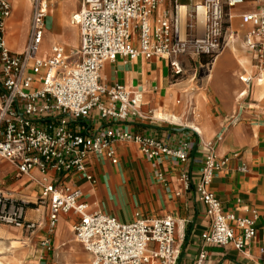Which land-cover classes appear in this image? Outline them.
<instances>
[{"label":"built area","instance_id":"2783aa9c","mask_svg":"<svg viewBox=\"0 0 264 264\" xmlns=\"http://www.w3.org/2000/svg\"><path fill=\"white\" fill-rule=\"evenodd\" d=\"M194 1L81 0L71 16L80 30V48L68 50L54 43L51 54L42 58L38 52L49 0H31L28 41L22 52L7 46L12 5L0 0V158L21 174L37 169L46 176L39 200L48 201L51 232L60 215L76 214L75 238L92 254L91 264H176L179 249L174 216L145 218L136 213L131 222H121L102 211H89L77 184L79 175L93 180L89 157L105 155L115 164L116 143L134 142L148 159L167 155L185 163L191 148L187 140L172 148L154 136L132 131L129 123L145 118L137 95L122 84H103V65L119 57L165 58L172 77L179 79L186 75L184 58L206 57L203 68L209 70L226 46L230 9L259 2L257 11L242 15V22L251 25L245 44L254 53L256 66L264 68V0ZM229 160L212 151L202 165L196 191L211 219L202 238L205 244L245 251L256 236L257 213L242 217L225 212L209 188ZM182 177L190 180L187 171ZM29 204L6 194L0 185V224L35 228V222L25 220ZM42 245L52 248L49 239ZM206 257L203 250L197 264H204Z\"/></svg>","mask_w":264,"mask_h":264},{"label":"crops","instance_id":"0c3cea01","mask_svg":"<svg viewBox=\"0 0 264 264\" xmlns=\"http://www.w3.org/2000/svg\"><path fill=\"white\" fill-rule=\"evenodd\" d=\"M8 1L12 5V14L6 22V43L11 51L22 52L28 41L31 0H19L16 7ZM64 1L49 0L41 44L45 42L48 50L41 53L40 46L39 57H48L54 43H61L68 50L80 48L81 36L77 26L79 38L76 49L72 44L75 36L71 35L74 39L70 40L71 36L68 38L64 33L61 17ZM80 3L81 0H75V10L70 16L79 10ZM245 3L250 6L237 10L238 5L230 9L225 50L211 63L209 70L203 68L204 63L199 61L202 67L199 88L187 87L188 84L180 82V78L174 79L165 58L129 60L119 57L106 62L101 69L103 84H122L135 92L137 98L141 97V111L145 118L130 122V129L138 134L154 136L172 148H179L187 140L191 147L189 159L185 163L167 155L148 159L138 144L119 142L115 145L118 162L112 163L105 155H91L89 170L93 180L79 175L77 184L83 190L89 211H102L121 222H131L136 213L145 218L174 216L179 249L176 264H197L203 250L207 254L204 264H264V68L256 66L254 53L245 45V36L251 25L242 22V15L257 11L260 3ZM234 46L236 52L231 49ZM238 57L246 62L243 64ZM194 58L183 59L186 73ZM217 60L219 65L214 78L219 84L216 87L209 80V75ZM234 69H240L246 90L240 96L236 92L237 84L229 74ZM196 76L195 68L192 81ZM246 78L250 81H245ZM220 83L226 85L220 86ZM189 88L199 94L198 98L192 96L199 103L196 109L187 106L185 90ZM178 95L184 104L178 99L175 107L173 100ZM169 102L173 111L186 122L175 123L154 116L155 110ZM212 151L218 158L230 157L209 186L220 199L224 211L242 217H252L254 213L258 216L256 236L245 251L233 246L205 244L202 238V234L211 227V219L207 206L199 199L196 185L205 157ZM243 166L247 167L246 171L241 169ZM186 171L189 181L182 177ZM45 179L46 176L37 169L31 175L21 174L13 163L0 158V185L6 194L30 202L24 213L25 220L37 224L32 229L0 224V258L11 257L10 261L0 262L11 263L14 251H19L23 253L22 264H91L92 254L75 238L76 214L60 215L51 232L48 201L37 203ZM46 239L50 240L51 250L42 245Z\"/></svg>","mask_w":264,"mask_h":264},{"label":"bare ground","instance_id":"6f19581e","mask_svg":"<svg viewBox=\"0 0 264 264\" xmlns=\"http://www.w3.org/2000/svg\"><path fill=\"white\" fill-rule=\"evenodd\" d=\"M12 4H14V6L16 7L17 4L19 5V0H11ZM73 2V3H71ZM248 3H244L243 5L238 6L236 9L238 10L239 8L245 7L247 6ZM75 9V0H66L63 3L62 9H61V17H62V23L65 25V27H69L68 28V34L74 35L75 36V31L76 30V26L72 24L71 21V16L70 14L74 11ZM71 24V25H70ZM78 33V31H77ZM73 46L76 45V37L74 42L72 43ZM246 45V44H245ZM227 47V45L221 50L220 54L225 50V48ZM228 49V48H227ZM232 50H234L235 52L237 51V48L234 46L231 48ZM230 51V50H229ZM219 54V55H220ZM222 58V57H221ZM238 59L244 64L246 61L244 58L238 57ZM218 65H219V60H217L215 67L213 66L212 68V72L209 75V80L211 79V83L214 86H218L219 82H215V78L214 75L217 73V69H218ZM231 75V77H233V79L235 80V83L237 84V95H241L243 93H245V87H244V83L242 82V74L240 72V69H234L232 72L229 73ZM217 76V74H216ZM221 85H226L225 83H220ZM189 90H191V88L185 90V92H187L186 94H188V106L192 107L193 109H196L197 106H199V103L197 101H195L192 96H194L193 91L191 90L189 92ZM138 103L141 102V97L137 98ZM174 102L176 103V98L173 100V104ZM196 102V104H194ZM196 105V106H194ZM177 105L175 104V107ZM154 116L156 118H160L162 120H169L171 122H175V123H182V122H186V119H183L181 116H179L177 113H175V111H173V106L172 103H168L165 107L155 110L154 111ZM191 125V124H190ZM196 129V128H195ZM12 261L9 264H22L23 261V253H20L19 251H14L13 255H12ZM11 257H2L0 258V260H9L10 261ZM0 264H5V263H1Z\"/></svg>","mask_w":264,"mask_h":264},{"label":"rangeland","instance_id":"374dc122","mask_svg":"<svg viewBox=\"0 0 264 264\" xmlns=\"http://www.w3.org/2000/svg\"><path fill=\"white\" fill-rule=\"evenodd\" d=\"M11 1V0H10ZM66 1V0H65ZM198 1H200V0H195L194 2H198ZM181 2H190V0H181ZM14 5V4H13ZM248 6H250V5H247V6H245L244 8H246V7H248ZM244 8H242V9H244ZM75 10V9H74ZM239 21H240V19H239ZM68 28L69 27H64V33L66 34V35H68V38L71 36V34H68ZM75 37H76V45H75V48L74 49H76L77 47H78V38H79V36H78V33H77V31H75ZM74 39V36H71L70 37V40H73ZM48 50V48H47V46H46V44H45V42H44V44L41 46V49H40V51H41V53H43V52H45V51H47ZM195 59V61L193 62V61H191V62H193V63H189V65H188V68H187V73H186V75L184 76V77H182V78H180L179 79V81L180 82H185L186 84H188L187 85V87H192V88H199V86L201 85V79H202V67H200V65H199V61L201 62V63H207V61H208V59L207 58H202V57H195L194 58ZM247 68L249 67V66H246ZM196 68V70H197V76H196V78H195V80L194 81H192V77H193V73H194V69ZM193 69V70H192ZM206 82V81H205ZM191 90H189V92H190ZM194 93V92H193ZM194 96H196V98H198L199 97V94L198 93H194L193 94ZM177 98H176V105H178L177 104V101H178V99H180L179 101L181 102V103H183L184 104V102H183V99H182V97H180L179 95L178 96H176ZM180 104V103H179ZM187 106H188V104H187ZM38 205H40V200H38Z\"/></svg>","mask_w":264,"mask_h":264}]
</instances>
